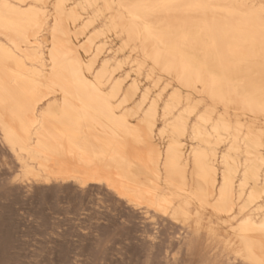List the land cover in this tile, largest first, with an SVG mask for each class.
I'll return each mask as SVG.
<instances>
[{
	"label": "bare ground",
	"instance_id": "6f19581e",
	"mask_svg": "<svg viewBox=\"0 0 264 264\" xmlns=\"http://www.w3.org/2000/svg\"><path fill=\"white\" fill-rule=\"evenodd\" d=\"M0 157L169 225L173 264H264V0H0Z\"/></svg>",
	"mask_w": 264,
	"mask_h": 264
},
{
	"label": "rangeland",
	"instance_id": "374dc122",
	"mask_svg": "<svg viewBox=\"0 0 264 264\" xmlns=\"http://www.w3.org/2000/svg\"><path fill=\"white\" fill-rule=\"evenodd\" d=\"M3 170L4 167L0 164V177H3L0 179V184L6 185L0 188V264H52V262L68 259L74 251V245L79 243L75 236H66L62 239L54 231L34 226L30 217L33 213L45 209L53 217L55 224L61 219L60 213L71 217L72 211L91 207L92 201L86 199L82 203L78 194L76 195L79 197L74 194L67 196L57 191L56 193L54 191L28 193L22 187L20 189L17 185L9 184L11 181L8 178L6 180V177L2 175ZM83 204L85 206H81ZM108 206L111 209L108 213L111 223L101 225L99 220L96 222L97 227H102L110 233L111 251L107 253V259L118 264H173V254L177 252L179 243L169 225L159 224V228L152 227L139 214L128 216L120 209L117 211L112 204L109 203ZM201 249L204 259L209 258L211 254H207L205 248ZM73 259L76 257L73 256ZM183 260L184 257H182ZM197 261L198 259L194 263L197 264ZM224 262L225 259L218 258L215 263L223 264Z\"/></svg>",
	"mask_w": 264,
	"mask_h": 264
},
{
	"label": "snow or ice",
	"instance_id": "6c2138e0",
	"mask_svg": "<svg viewBox=\"0 0 264 264\" xmlns=\"http://www.w3.org/2000/svg\"><path fill=\"white\" fill-rule=\"evenodd\" d=\"M5 186L0 184V188ZM89 195L92 200L91 207L74 210L71 212V217L60 213L61 219L55 224L47 210L31 215L30 219L34 226L54 231L62 239L66 236H75L79 241L74 245V251L68 259L52 262V264H118L106 258L107 253L111 251L110 233L96 226L98 220L101 225L111 223L108 215L111 211L108 207L109 194L99 191L91 192ZM73 256L76 259H73Z\"/></svg>",
	"mask_w": 264,
	"mask_h": 264
}]
</instances>
